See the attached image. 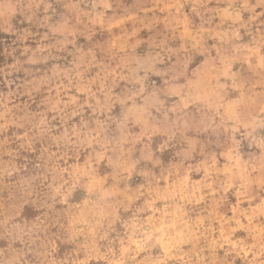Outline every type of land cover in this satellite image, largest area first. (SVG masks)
Returning <instances> with one entry per match:
<instances>
[{
    "label": "clouds",
    "instance_id": "1",
    "mask_svg": "<svg viewBox=\"0 0 264 264\" xmlns=\"http://www.w3.org/2000/svg\"><path fill=\"white\" fill-rule=\"evenodd\" d=\"M0 264H264V0H0Z\"/></svg>",
    "mask_w": 264,
    "mask_h": 264
}]
</instances>
